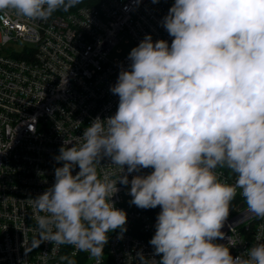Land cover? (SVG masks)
<instances>
[{"label": "clouds", "instance_id": "obj_1", "mask_svg": "<svg viewBox=\"0 0 264 264\" xmlns=\"http://www.w3.org/2000/svg\"><path fill=\"white\" fill-rule=\"evenodd\" d=\"M80 2L0 0V12L46 20ZM161 23L171 44L146 34L131 49L110 87L115 114L65 139L54 183L30 198L35 247L70 245L99 264L109 233L119 229L122 239L127 231V213L112 199L119 183L130 184L131 204L160 208L154 251H138L136 264H264V233L236 256L232 237L216 242L238 189L248 211L264 218V0H174ZM104 159L118 178L98 173ZM218 168L235 183L221 182ZM143 169L151 171L129 180Z\"/></svg>", "mask_w": 264, "mask_h": 264}, {"label": "built area", "instance_id": "obj_2", "mask_svg": "<svg viewBox=\"0 0 264 264\" xmlns=\"http://www.w3.org/2000/svg\"><path fill=\"white\" fill-rule=\"evenodd\" d=\"M174 0H98L46 20H28L14 11L0 12V264H97L89 253L70 245L42 242L30 198L54 183V157L65 139L83 134L97 116L114 115L119 98L110 92L121 67L130 65L127 52L110 57L123 43L131 49L146 34L153 41L170 37L162 26ZM10 41H22L20 51L3 55ZM121 53V49H116ZM82 122V123H81ZM104 159L98 173L116 179L119 169ZM79 171L78 167L74 173ZM126 171V168H125ZM151 169H143L147 174ZM221 182L234 184L236 176L218 168ZM115 206L127 213V231L109 233L99 264H136L138 251L151 256L149 240L156 219L130 203V184H117ZM43 215V213H41ZM222 231L227 244H238L233 256L244 253L264 233V218L250 213L237 190ZM159 260V257H156Z\"/></svg>", "mask_w": 264, "mask_h": 264}, {"label": "rangeland", "instance_id": "obj_3", "mask_svg": "<svg viewBox=\"0 0 264 264\" xmlns=\"http://www.w3.org/2000/svg\"><path fill=\"white\" fill-rule=\"evenodd\" d=\"M24 46V42L22 41H10L2 48V54L7 55L10 54L11 51H20L22 47ZM121 49V53H116V49ZM131 50L130 45H124L123 43L118 44L115 49L113 50V53L110 55V57L114 56H120L121 54H125Z\"/></svg>", "mask_w": 264, "mask_h": 264}, {"label": "trees", "instance_id": "obj_4", "mask_svg": "<svg viewBox=\"0 0 264 264\" xmlns=\"http://www.w3.org/2000/svg\"><path fill=\"white\" fill-rule=\"evenodd\" d=\"M97 1L98 0H81V2L78 5H76L75 7L71 8V9H69L68 11H64L62 9L61 10H57L56 12H54L52 14V16L63 15L65 13L75 11L79 7L95 4ZM142 210H144L146 213H148L153 219H156L158 213L160 212V208L159 207H157L155 209H142Z\"/></svg>", "mask_w": 264, "mask_h": 264}]
</instances>
